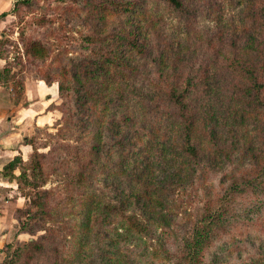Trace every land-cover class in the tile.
<instances>
[{
	"label": "rangeland",
	"instance_id": "rangeland-1",
	"mask_svg": "<svg viewBox=\"0 0 264 264\" xmlns=\"http://www.w3.org/2000/svg\"><path fill=\"white\" fill-rule=\"evenodd\" d=\"M128 1L138 3L131 22L106 10L110 0H0V67L9 68L0 94L15 111L42 99L39 113L47 115L20 129L25 137L14 171L25 176L15 180L17 218L36 246H26L16 264H104L109 248L119 249L123 264H176L180 236L195 214L242 177L254 186L235 191L228 204L254 201L250 213L257 215L251 221L234 217L229 228H220L203 263L264 264V0H182V12L162 0ZM129 23L141 32V51H128L125 37H111ZM32 40L41 44L36 53ZM159 48L177 52L160 56ZM114 49L124 54L123 73L91 76L92 59ZM58 81L69 86L58 92ZM171 84L188 89L198 149L190 158L193 173L179 186L165 182L164 191L170 190L154 207L161 209L159 225L137 243L110 245L122 212L105 210V204L125 206L113 189L121 155L139 145L141 156L155 159V136L170 129L166 121L178 119L162 94ZM127 114L131 125L123 129ZM118 131L142 140H126ZM92 144L98 149H89ZM33 154L41 163L35 176ZM156 159L149 167L153 178ZM97 203L104 204L102 215L92 214L81 230Z\"/></svg>",
	"mask_w": 264,
	"mask_h": 264
},
{
	"label": "trees",
	"instance_id": "trees-1",
	"mask_svg": "<svg viewBox=\"0 0 264 264\" xmlns=\"http://www.w3.org/2000/svg\"><path fill=\"white\" fill-rule=\"evenodd\" d=\"M162 1L173 11L182 12L185 10L182 0ZM137 4L138 3L135 2L133 7L132 2L128 0H110V5L106 7V10L110 13L122 12L125 21L131 22V17L133 14H136ZM118 30H122V35L119 32L116 33V31H114L111 37L113 38L115 35L118 37H125L124 40L128 51L131 49L141 51L143 49L142 43H140L141 41H138L141 37V32L137 27H133L132 23H129L127 26L125 25L123 28L119 27ZM31 45L33 47L31 49L32 52L36 53L35 48H38L41 44L38 41L32 40ZM117 52L118 51L114 49L109 55L99 54L97 57H94L91 61V76H106L123 73L122 60H124V54L119 55L116 54ZM158 52L160 53V56H162L164 52L166 53V56H168L170 53L177 51L175 48L173 50L171 48H159ZM126 64H128V69H126L128 70L126 71V75H128L131 65L125 62V65ZM8 72L9 68L7 65L0 67V78L4 77ZM173 85L171 84L167 89H162V94L165 101L167 100L170 105L178 110V113L176 111L178 119L175 121H166V124L167 126H170V129L159 132L155 136L157 143L160 144L159 148H155L156 150L154 151V157L155 159L158 158L156 161L160 165L159 173L155 174V177L153 178L154 175H151L149 167L150 164L152 165L155 163V159L149 161L146 157L141 156L139 149L143 148L139 145H136L133 148L129 147L126 153L121 155L123 161L120 165L121 167L119 171L116 173L119 174V176L113 181V183L117 182L116 185L113 186V189H116L115 194L120 198V201L125 203V206L121 210H116L115 205H112L111 203L105 204V210L110 209L122 212L119 224L114 227L111 237L107 239V242H109L110 245L117 247L118 243H137L143 238L144 234H147V230L150 227L155 228L159 225L160 223L158 222V219H161V209H155L154 207L157 204L161 205V200L166 197L167 192L170 190L168 188V191H164L163 186L165 185V182L167 184H176L179 186L183 181L189 180L191 173H193L192 170L194 169H192L190 158L198 155V149L192 139L191 121L186 109L185 98L188 89L185 87L178 89ZM68 86L69 84L67 82H57L58 92H62ZM131 112L134 113L132 109ZM126 116L130 123L125 125L123 129H128L131 125L132 114H127ZM119 132L120 131H118L117 134H121L126 140H132V142H136L139 138L142 140L139 136L123 135V132ZM150 134L151 133H149V135ZM147 141V139L143 138L144 144ZM91 148L98 149L94 144L89 147V149ZM18 159H20V156L15 154L3 165L1 170L3 175L14 180L18 179L19 176H25V172L22 171L18 175H15L12 172ZM31 161H33L31 171L35 176L36 170L39 171V169H41V163L38 161L35 154H33ZM112 173L114 174L115 171ZM246 185L254 186L251 179H248V177H242L239 181H231L226 185L223 191H220L215 195L216 200L208 202L207 206H204L202 210L195 214L190 225L188 224L187 229H184L180 236V239H182L180 249L174 255L176 264H204V250L207 245L216 239L220 228H223L224 226L229 228L231 225L230 223L233 221L234 217L237 216L239 219H250V221L255 218L253 216L257 214H252L250 212H255V206L258 205V203L249 201L240 207H234L233 205L228 204L230 196L234 194L235 191H240L238 189L243 188ZM111 186L112 185H110V187ZM90 207L91 209L86 212V218L81 220L79 225L81 230L89 226V220L92 218V214L97 215L96 217L98 218V216L102 215L100 212L104 211V209H102L104 207L103 203L100 205L97 203ZM106 218L108 219L110 217L106 216ZM16 230L17 232L27 231L23 223H18ZM155 236L159 240L161 239L159 235ZM26 246L35 247L36 245L32 238L15 245L10 244V242L6 243V255L0 261V264H16V258ZM109 249L106 250L107 255L104 257V264H123L120 262L118 255L119 249H110V252ZM125 264H128V261H126Z\"/></svg>",
	"mask_w": 264,
	"mask_h": 264
},
{
	"label": "crops",
	"instance_id": "crops-1",
	"mask_svg": "<svg viewBox=\"0 0 264 264\" xmlns=\"http://www.w3.org/2000/svg\"><path fill=\"white\" fill-rule=\"evenodd\" d=\"M24 96L26 101V92ZM31 100L15 111L11 110L13 106L9 103V99L4 94H0V261L6 255V243L14 242L17 237L29 238L25 231L17 232L16 230L17 211L21 207V197L15 194V180L3 175L1 170L8 160L15 154H19L20 149H17L21 147L19 142L25 137L24 134L21 135L22 126L28 123L40 124L47 118V115L39 113L41 107L38 105L45 101L37 100L35 104ZM12 172L15 174L14 168Z\"/></svg>",
	"mask_w": 264,
	"mask_h": 264
}]
</instances>
